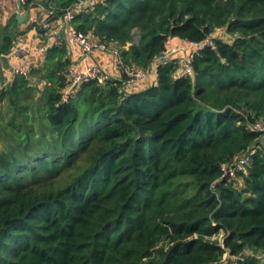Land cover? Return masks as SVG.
Wrapping results in <instances>:
<instances>
[{
  "label": "trees",
  "instance_id": "trees-1",
  "mask_svg": "<svg viewBox=\"0 0 264 264\" xmlns=\"http://www.w3.org/2000/svg\"><path fill=\"white\" fill-rule=\"evenodd\" d=\"M81 1L94 8L73 26L125 67L149 69L176 39L199 44L193 74L173 57L148 89L91 81L62 102V43L47 51L41 100L22 76L0 89V116L6 100L13 112L0 264H264V0H42L55 18ZM252 150L247 173L224 177Z\"/></svg>",
  "mask_w": 264,
  "mask_h": 264
},
{
  "label": "built area",
  "instance_id": "built-area-1",
  "mask_svg": "<svg viewBox=\"0 0 264 264\" xmlns=\"http://www.w3.org/2000/svg\"><path fill=\"white\" fill-rule=\"evenodd\" d=\"M23 5H27L31 0H19ZM92 6L89 8V3L81 1L76 7L72 9H68L65 13L60 17V25L57 28H54L49 22L43 23V28L47 31V35H52L56 38L57 44H62L64 39L62 37V31L64 28L68 27L69 33L71 36V44L73 46L78 47L79 57L81 60L82 67H74L71 66L68 70L67 74V86L63 91L62 102H69L73 99L79 90V87L85 83L91 81H97L99 84H107L112 81H121L124 87L127 89L135 84L143 83L149 80L153 75L157 74V71L160 66L167 65L170 63L172 57L165 53L163 57H161L154 65H152L149 69L142 68H127L124 66L122 62V58L120 55V51L118 48L108 46L104 43H101L96 38L92 37L89 34H84L79 32L73 26V20L78 11H89V9L94 8V2L91 4ZM39 23L38 19L32 20V25H37ZM173 40V39H172ZM170 40V41H172ZM26 41V36L24 34H20L16 41L14 42V48L12 51V55L16 60V65L12 71V76L6 79V81L0 84V89H6L9 84H11L15 77L22 76L27 79L31 77V70L27 65V58L31 54V49L24 46ZM213 46V40L208 39L204 46ZM191 48H198L199 44L190 43ZM51 47L49 45L42 46L40 51L45 54ZM102 50L113 55L117 60L122 72L121 79H114L111 74L100 67L99 65H91L89 64L91 53L96 50ZM180 65L182 66L185 74H193L192 70V60L190 55H183L179 60ZM255 128L258 131L264 132V125L260 122L255 125ZM262 150L264 152V140L262 142ZM256 154V150H252L248 154H245L241 157L235 164L232 166L224 165V177L228 178L229 181L235 180L237 172L242 171L247 173L248 167L252 162V156Z\"/></svg>",
  "mask_w": 264,
  "mask_h": 264
},
{
  "label": "crops",
  "instance_id": "crops-1",
  "mask_svg": "<svg viewBox=\"0 0 264 264\" xmlns=\"http://www.w3.org/2000/svg\"><path fill=\"white\" fill-rule=\"evenodd\" d=\"M29 14V18L26 22L20 23L17 19L18 15ZM38 19L37 25H32V20ZM49 22L54 28L60 25V18H55L52 11L44 6L42 0H35L30 5H23L19 0H0V47L4 43V37L8 33L19 36L24 34L26 41L24 46L31 49V54L27 58V65L30 68L32 74L30 77L31 85L35 88L39 83H46L41 78V75L45 74V64L47 63V53H41L42 46L58 45L57 40L52 35H47V31L43 28V23ZM63 43L67 47V58L74 67H82L79 57L78 47L71 44V36L68 27L62 31ZM169 50L167 52L170 57H182L183 55H189L190 46L183 41L173 39L169 42ZM13 51V50H12ZM89 64L99 65L106 71H108L114 79H121L122 72L118 64V60L108 52L96 49L90 55ZM16 65V60L12 55L2 53L0 54V84L4 83L6 79L12 76V71ZM34 72V73H33ZM157 83L156 75H153L149 80L135 84L129 88V91H142L148 89L150 86ZM35 89V91H37ZM39 90V89H38ZM45 90V89H44ZM42 89V91H44ZM4 105V103H3Z\"/></svg>",
  "mask_w": 264,
  "mask_h": 264
},
{
  "label": "rangeland",
  "instance_id": "rangeland-1",
  "mask_svg": "<svg viewBox=\"0 0 264 264\" xmlns=\"http://www.w3.org/2000/svg\"><path fill=\"white\" fill-rule=\"evenodd\" d=\"M223 34H224V36L227 39L232 40L231 36L227 35L226 33H223ZM38 87H41V88H38L39 90L36 88L37 89V91H35L36 92V100H41V98L43 96V92H44V91H42V89L44 90L46 88V86L43 85V83H39ZM8 106H9V102H8V100H6L4 102V106H3L4 107L3 113L0 116V150H2V151L7 149L10 146V144H11V139H10V137H8V134L10 133V130H9V128H7L8 127L7 120H8V118L13 117L12 116L13 112L12 111H10V112L7 111ZM23 120H24L23 117L19 118L18 119V123H21V121H23ZM237 184H236V187L241 186V182L240 181ZM217 239L221 243H223V241H224V233H221L219 236H217ZM225 257H227V256H225Z\"/></svg>",
  "mask_w": 264,
  "mask_h": 264
},
{
  "label": "water",
  "instance_id": "water-1",
  "mask_svg": "<svg viewBox=\"0 0 264 264\" xmlns=\"http://www.w3.org/2000/svg\"><path fill=\"white\" fill-rule=\"evenodd\" d=\"M29 12L26 14V15H18L17 16V19L20 23H24L28 20L29 18ZM140 40V38H138L134 43L138 42Z\"/></svg>",
  "mask_w": 264,
  "mask_h": 264
}]
</instances>
